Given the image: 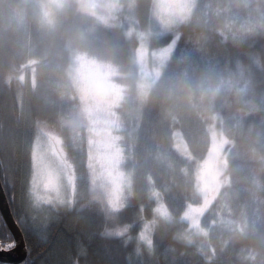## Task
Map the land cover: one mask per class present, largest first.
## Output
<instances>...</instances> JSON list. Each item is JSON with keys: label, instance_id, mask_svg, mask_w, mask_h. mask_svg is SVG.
I'll return each instance as SVG.
<instances>
[{"label": "trees", "instance_id": "1", "mask_svg": "<svg viewBox=\"0 0 264 264\" xmlns=\"http://www.w3.org/2000/svg\"><path fill=\"white\" fill-rule=\"evenodd\" d=\"M131 1L137 30L149 33L153 48L166 45L173 33L178 39L148 90L125 150L132 196L109 223L105 206L91 195L85 148L76 149L70 139L76 102L70 45L96 40L99 58L128 71L122 78L129 84L124 109L133 106L137 94L138 41L121 27L95 35L90 28L95 20L78 0H68L49 29L38 19L37 0H0V115L13 131L1 146L2 167L18 206L27 264H264V0H196L188 19L168 30L155 23L154 0ZM32 59L40 61L35 78L23 81L22 66ZM213 118L227 140L228 181L200 219L212 250L188 242L185 221L158 226L148 253L136 252L126 232L113 236L112 222L135 233L152 218V194L174 217L189 204H201L195 172L208 152ZM41 130L63 137L75 189L71 205L39 223L42 218L29 206L28 185L32 141ZM176 130L191 158L175 149Z\"/></svg>", "mask_w": 264, "mask_h": 264}, {"label": "rangeland", "instance_id": "2", "mask_svg": "<svg viewBox=\"0 0 264 264\" xmlns=\"http://www.w3.org/2000/svg\"><path fill=\"white\" fill-rule=\"evenodd\" d=\"M68 0H37V14L41 25L49 29L54 24L56 14ZM196 0H154L152 14L161 30H168L186 21ZM62 2V7L49 16L46 5ZM85 5L84 13L94 18L91 31L97 35L103 29L123 28L127 37L135 36L138 44L133 61L140 74L134 108L127 101L129 84L122 78L128 77V71L119 65L106 61L96 54L98 42L87 38L78 47L72 49L70 69L76 94L74 113L71 117V143L80 150L83 145L87 156L88 179L91 195L103 203L108 212V221H114L116 212L122 210L132 196L131 173L124 167L125 150L129 146L134 129L138 125L139 112L151 86L161 75L162 69L171 55L178 34L166 45L153 48L149 33L137 30V18L133 13L131 0H81ZM135 11V9H134ZM39 60L32 59L22 66L20 78L35 77ZM26 70V71H25ZM136 117L126 118L131 112ZM133 114V113H132ZM215 118L209 124L210 141L207 154L197 161L195 172L196 191L201 196V204H189L178 217L172 216L158 195L151 219L145 220L135 233H128L130 226L112 222L113 236L123 235L125 240L135 241L138 253L149 252L155 229L161 224L185 221L189 224V243L195 242L205 250H212L207 232L202 228L200 219L203 212L227 183V140L215 127ZM215 122V123H214ZM175 149L184 157L191 158L185 139L179 130L174 133ZM63 137L56 132L38 131L34 135L30 153L28 200L36 218L47 220L52 211L71 205L75 189V172L67 164ZM143 210V209H142ZM35 218V219H36ZM112 219V220H111ZM40 223V222H39ZM196 239H191L195 237ZM206 259L210 255L205 251Z\"/></svg>", "mask_w": 264, "mask_h": 264}, {"label": "flooded vegetation", "instance_id": "3", "mask_svg": "<svg viewBox=\"0 0 264 264\" xmlns=\"http://www.w3.org/2000/svg\"><path fill=\"white\" fill-rule=\"evenodd\" d=\"M2 112V110L0 111ZM6 126V122H3L2 120V113L0 115V158L2 157V149L1 146L4 145V139L7 140V135L9 133L13 134L12 129L9 130ZM3 165V157L0 159V185L3 191V195L6 199V203L8 205L9 208V213L11 214L12 218L14 219V221L18 224L19 226V222H18V206L15 200V197L10 193L7 184H6V178L4 177L5 174V168L2 167ZM20 227V226H19ZM21 229V228H20ZM22 231V230H21ZM23 233V232H22ZM24 236V234H23ZM14 240L16 243V240L14 238V236L12 235L10 229L8 228L7 224H6V220L4 218V215L2 213V210L0 208V243H4L7 244L9 241ZM25 240V237H24ZM26 243V240H25ZM26 247H27V255L26 258L23 261H27L28 260V246L26 243ZM3 252V251H0ZM3 261L0 260V264H2ZM13 264H19L18 263H13Z\"/></svg>", "mask_w": 264, "mask_h": 264}, {"label": "water", "instance_id": "4", "mask_svg": "<svg viewBox=\"0 0 264 264\" xmlns=\"http://www.w3.org/2000/svg\"><path fill=\"white\" fill-rule=\"evenodd\" d=\"M0 208L6 220V224L16 240V247L14 249H12L10 252H0V260L1 261L9 260L13 263H18L26 258L27 247L20 227L14 221L11 214L9 213V208L6 203V199L3 195L1 185H0Z\"/></svg>", "mask_w": 264, "mask_h": 264}, {"label": "snow or ice", "instance_id": "5", "mask_svg": "<svg viewBox=\"0 0 264 264\" xmlns=\"http://www.w3.org/2000/svg\"><path fill=\"white\" fill-rule=\"evenodd\" d=\"M15 247H16V243L14 240L9 241L7 244L0 243V251H3V252H10ZM2 264H13V262L9 260H3ZM19 264H27V262L20 261Z\"/></svg>", "mask_w": 264, "mask_h": 264}, {"label": "clouds", "instance_id": "6", "mask_svg": "<svg viewBox=\"0 0 264 264\" xmlns=\"http://www.w3.org/2000/svg\"><path fill=\"white\" fill-rule=\"evenodd\" d=\"M78 6H79V8L81 10H86L85 9V5L81 2V0H78ZM45 7L48 10L49 16H54L55 15V12L57 10H59V8L62 7V2H57V3L53 4V5H46Z\"/></svg>", "mask_w": 264, "mask_h": 264}]
</instances>
